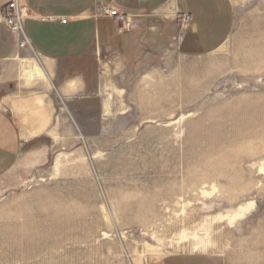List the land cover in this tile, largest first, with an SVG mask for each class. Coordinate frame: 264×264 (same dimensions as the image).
Here are the masks:
<instances>
[{"label": "rangeland", "instance_id": "obj_1", "mask_svg": "<svg viewBox=\"0 0 264 264\" xmlns=\"http://www.w3.org/2000/svg\"><path fill=\"white\" fill-rule=\"evenodd\" d=\"M233 1L210 71L107 127L77 103L76 138L0 182V264H264V0Z\"/></svg>", "mask_w": 264, "mask_h": 264}, {"label": "crops", "instance_id": "obj_2", "mask_svg": "<svg viewBox=\"0 0 264 264\" xmlns=\"http://www.w3.org/2000/svg\"><path fill=\"white\" fill-rule=\"evenodd\" d=\"M11 1L0 0V14ZM19 6L22 33L0 21V182L20 180L29 163L48 160L50 150L62 148V135L76 138L77 103L98 102L107 127L106 119L198 78L189 73L210 71L204 58L222 51L236 22L233 0H19ZM156 264L211 263L174 255Z\"/></svg>", "mask_w": 264, "mask_h": 264}, {"label": "built area", "instance_id": "obj_3", "mask_svg": "<svg viewBox=\"0 0 264 264\" xmlns=\"http://www.w3.org/2000/svg\"><path fill=\"white\" fill-rule=\"evenodd\" d=\"M107 13L112 16V17H118L119 21L123 22V27L124 28H130L131 23L128 19H124V17L120 16L118 12L114 10H109ZM25 16V9H22L19 6V0H12L5 12L0 14V21H4L6 25L13 31L18 34L22 33V24H23V19ZM63 23H66L67 21L64 20L62 21ZM190 23V17L185 16L184 17V24H189Z\"/></svg>", "mask_w": 264, "mask_h": 264}, {"label": "bare ground", "instance_id": "obj_4", "mask_svg": "<svg viewBox=\"0 0 264 264\" xmlns=\"http://www.w3.org/2000/svg\"><path fill=\"white\" fill-rule=\"evenodd\" d=\"M22 28H23V24H22ZM38 72V71H37ZM40 72V71H39ZM32 74H33V72H32ZM34 75V74H33ZM41 76V75H40Z\"/></svg>", "mask_w": 264, "mask_h": 264}]
</instances>
